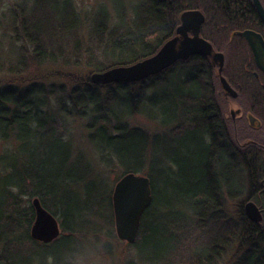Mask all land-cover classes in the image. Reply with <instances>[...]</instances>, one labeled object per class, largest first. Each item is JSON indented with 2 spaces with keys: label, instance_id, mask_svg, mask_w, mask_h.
I'll return each instance as SVG.
<instances>
[{
  "label": "trees",
  "instance_id": "obj_1",
  "mask_svg": "<svg viewBox=\"0 0 264 264\" xmlns=\"http://www.w3.org/2000/svg\"><path fill=\"white\" fill-rule=\"evenodd\" d=\"M25 7L18 23H7L0 41V72L10 77L0 81V138L17 142L14 152L0 157V264H29L26 244L50 250L66 241L77 244L104 227L99 217L115 222L105 213L114 211L113 193L92 195L104 177L95 170L79 172L82 157L72 144L76 121L84 122L104 168L151 180L153 203L131 246L154 242V260L162 264H219L233 250L225 264H264L261 227L248 219L244 206L238 204L235 218L226 207L227 198L248 199L249 162L228 140L220 148L215 138L209 140L221 121L208 61L192 57L136 83L96 85L91 79L155 55L176 35L185 11L206 16L204 38L215 46L227 43L247 21L257 20L250 1L138 0L133 16L120 14L118 21L105 7L85 18L69 0H36L29 11ZM136 115L168 131L151 135L134 127ZM159 139L167 149L178 146L161 162ZM33 198L61 222L62 237L49 245L32 238ZM193 225L203 229V243L192 255ZM60 250L33 253V264H75L76 247Z\"/></svg>",
  "mask_w": 264,
  "mask_h": 264
},
{
  "label": "rangeland",
  "instance_id": "obj_2",
  "mask_svg": "<svg viewBox=\"0 0 264 264\" xmlns=\"http://www.w3.org/2000/svg\"><path fill=\"white\" fill-rule=\"evenodd\" d=\"M36 0H0V41L3 39V36L5 35V32H8L7 29V23H10L11 20H15L16 23L19 22V18L24 13L23 7L26 8V10L29 11V9L33 6L34 2ZM65 1V0H62ZM73 3L74 8L77 9V12L82 13L84 16L91 17L93 14L97 12V9L100 7H105L108 9L110 16L112 19L117 20L119 15H124L127 18H130L133 16V8L135 4L138 3V0H69ZM40 10V7H39ZM27 11V12H28ZM20 15V16H19ZM90 18H88L89 20ZM118 21V20H117ZM87 22V20H85ZM87 34L88 28H83ZM6 46H8V43H6ZM95 74V73H94ZM92 77V76H91ZM10 79V77L7 75L6 71L0 72V81L2 83H5V80ZM166 85L162 86L158 93H162L165 91ZM131 125L137 128H141L148 132L149 134H159L163 135L168 130H166L160 123L150 121L149 119L141 116L136 115L131 119ZM73 137H72V144L74 148V153L81 154L82 159H79L80 162H82V166L79 165L80 170L84 171L87 174L90 173V171L95 170L96 175L103 176L101 180L105 179L106 182L99 181V188L95 192V194H92V186H88L85 190L86 193L92 194L93 196H100L101 194H104V192H111L114 193V189L116 184L119 182L120 179V170L118 168L115 169H108L107 167L104 168V166L101 165V159L100 155L98 154L96 148L89 143L87 139V130L85 127L84 122L82 121H76L73 125ZM170 141V140H168ZM163 139H159L157 141L158 143V153H156V157L161 162L163 158L167 157L166 154L170 155L171 150H175L178 148L177 144L173 145L170 149H167L166 146L163 145ZM17 148V142L12 139L9 141H4L0 138V157L5 153L10 151L11 153L14 152ZM31 148L33 146L31 145ZM84 157V159H83ZM18 157L16 158V160ZM122 178V177H121ZM105 183V185H104ZM161 189L164 188L163 183H160ZM90 194V195H91ZM246 196V195H245ZM244 196V198H245ZM36 198H33L31 200V204H33V201ZM247 200L243 199L242 201H237V199H231L227 198V210L229 215H231L233 218L236 217V211L238 204L241 206L245 205V202ZM106 214L113 215L114 211L113 208L106 209ZM98 224L104 225V227H98L95 231L97 232L94 236L93 235H86L81 237V241L77 244H71L69 242H62L59 247H55L53 249H46L44 247H41L37 244H26L25 245V254L29 258V264H33L32 254L38 256H47V253H54L55 251L59 250L60 253L65 247H76L77 254L74 256L73 261L75 264H162L159 262H155V257H158L157 253L154 252L153 248L155 247V243L152 242V246L145 245L143 243L141 247L138 249L137 247L131 246L127 242L121 241L117 237L116 232V226L115 222L110 223L109 216L106 219L98 218ZM61 226V236L63 235V228L60 222ZM193 231V235L191 237V244L190 245V253L195 251L197 244H202V232L203 229L201 227H196L195 225L191 228ZM201 233V234H199ZM86 234V233H85ZM58 238V239H60ZM57 241V240H56ZM46 244V243H44ZM50 244V243H49ZM46 244V245H49ZM234 250L231 251L228 254V257L226 259H229L233 256ZM222 258L219 264H225L226 259ZM37 259V258H35ZM225 259V260H224ZM169 261V259L167 260ZM19 264H21L19 262ZM22 264H28L25 260L22 262Z\"/></svg>",
  "mask_w": 264,
  "mask_h": 264
},
{
  "label": "water",
  "instance_id": "obj_3",
  "mask_svg": "<svg viewBox=\"0 0 264 264\" xmlns=\"http://www.w3.org/2000/svg\"><path fill=\"white\" fill-rule=\"evenodd\" d=\"M264 21V7L260 0H253ZM205 15L199 10L186 11L181 15V24L176 35L167 41L153 56L130 66H120L105 72L95 73L91 79L96 85L113 83H136L158 75L172 67L179 61H188L193 56L209 57L220 65L219 71L224 68V55L215 51L214 46L201 36ZM252 46L256 57L260 60L264 51L262 36L252 31L240 33ZM227 89L229 84L222 77ZM153 203V191L149 177L128 173L116 184L113 193L114 215L116 232L120 240L134 244L139 236L144 213ZM36 220L31 230L32 238L42 243H52L61 236V226L58 218L48 211L39 198L34 199ZM246 214L252 221H260L261 216L257 206L249 202Z\"/></svg>",
  "mask_w": 264,
  "mask_h": 264
},
{
  "label": "flooded vegetation",
  "instance_id": "obj_4",
  "mask_svg": "<svg viewBox=\"0 0 264 264\" xmlns=\"http://www.w3.org/2000/svg\"><path fill=\"white\" fill-rule=\"evenodd\" d=\"M249 1L257 20L254 23L247 21L244 29L233 32L227 43L221 40L220 46H215L211 42L215 51L224 55L223 71H219L220 65L211 58L200 57L205 58L213 69L212 89L221 121L214 132L208 134L209 140L215 138V145L219 148L221 141L228 140L239 152L247 155L248 199L244 211L249 202L257 206L260 212L257 216H261V220L251 221L264 233V51L258 60L248 40L240 35L252 31L264 40V21L253 0ZM260 1L264 7V0ZM222 77L229 84V89L223 84Z\"/></svg>",
  "mask_w": 264,
  "mask_h": 264
}]
</instances>
